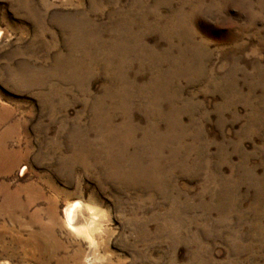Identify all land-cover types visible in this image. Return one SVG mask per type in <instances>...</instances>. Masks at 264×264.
<instances>
[{"label":"rangeland","instance_id":"1","mask_svg":"<svg viewBox=\"0 0 264 264\" xmlns=\"http://www.w3.org/2000/svg\"><path fill=\"white\" fill-rule=\"evenodd\" d=\"M90 260L264 264V0H0V264Z\"/></svg>","mask_w":264,"mask_h":264},{"label":"bare ground","instance_id":"2","mask_svg":"<svg viewBox=\"0 0 264 264\" xmlns=\"http://www.w3.org/2000/svg\"><path fill=\"white\" fill-rule=\"evenodd\" d=\"M81 209H82V205L77 202V203L69 204L64 210V216L67 219L69 226L71 228H74L75 230H76V228L74 227V225H75L74 223H75ZM86 209H88V208H86ZM85 229H87V228H85ZM85 229H81V230H85ZM78 231H80V229H78Z\"/></svg>","mask_w":264,"mask_h":264},{"label":"clouds","instance_id":"3","mask_svg":"<svg viewBox=\"0 0 264 264\" xmlns=\"http://www.w3.org/2000/svg\"><path fill=\"white\" fill-rule=\"evenodd\" d=\"M86 264H95V261H88V262H86Z\"/></svg>","mask_w":264,"mask_h":264}]
</instances>
